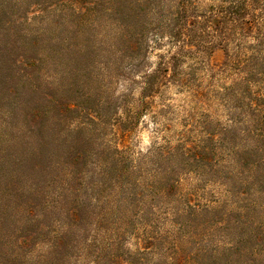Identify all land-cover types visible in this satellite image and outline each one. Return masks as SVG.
<instances>
[{
    "label": "trees",
    "instance_id": "trees-1",
    "mask_svg": "<svg viewBox=\"0 0 264 264\" xmlns=\"http://www.w3.org/2000/svg\"><path fill=\"white\" fill-rule=\"evenodd\" d=\"M0 264H264V0H0Z\"/></svg>",
    "mask_w": 264,
    "mask_h": 264
},
{
    "label": "rangeland",
    "instance_id": "rangeland-1",
    "mask_svg": "<svg viewBox=\"0 0 264 264\" xmlns=\"http://www.w3.org/2000/svg\"><path fill=\"white\" fill-rule=\"evenodd\" d=\"M222 60H223L222 52L221 51H216L213 54L212 58H211V63L212 64H219V63H221ZM121 88L122 87H120V85L117 86L116 87V92L118 93L121 90ZM80 91H81V94L84 93V90L82 91V87H79V89H78L77 95H79V96H80ZM180 97L181 96L175 95L176 99H179ZM78 102L81 104V103L84 102V100L81 98V99H78ZM175 104H179V103L175 102ZM143 122H146V124H143V125L141 124L140 128H139V130L137 132V142H138L137 145L139 146V148H142V149H144V148H146L148 146V143H149V140H150V136H151L150 135V128L151 127L149 126L150 122H149L148 118H145L143 120Z\"/></svg>",
    "mask_w": 264,
    "mask_h": 264
}]
</instances>
